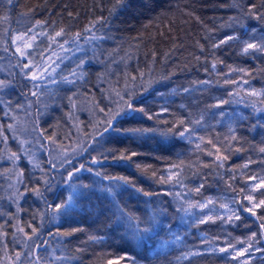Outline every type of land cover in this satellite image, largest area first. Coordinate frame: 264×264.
<instances>
[{"label":"trees","instance_id":"obj_1","mask_svg":"<svg viewBox=\"0 0 264 264\" xmlns=\"http://www.w3.org/2000/svg\"><path fill=\"white\" fill-rule=\"evenodd\" d=\"M249 2L250 0H125V4L121 6L117 0H14L15 6L8 11V20L0 23V68L4 61L5 66H10L9 80L13 81V87L0 93V98L11 100L14 104L17 100L30 96L27 95L30 92V82L18 75L19 69L14 67V47H9L7 52L3 51V48L11 44L12 36L34 29L32 34L36 39L33 41V48L29 49L33 53L32 59L41 61L43 55L47 63L56 61L59 67L53 73L57 83L48 84L45 89L50 91L47 101L42 104L44 108L38 116L36 105H29L30 112L32 111L29 118L32 123L38 119L39 129L46 130V136L53 134L57 144L51 148L57 149L56 154L65 150L71 152L74 148L78 150L81 145H91L92 141L87 139V135L93 133L94 127L104 119L105 114L100 109L115 107L117 92L121 95L133 92L137 106H142L149 112H159L161 107H168L173 115L165 114L161 121L147 120L139 113L134 119L126 121L124 127H151L158 131L156 134L118 138L105 144V148L115 147L121 151L135 152L137 155L132 157L131 161H121L118 165L109 159L101 170L109 175L125 177L130 182L121 183L116 189L119 202L130 211L143 216L145 210L152 211L161 207L167 210V215L160 217L163 231L160 232L156 243L162 237L168 236L169 228L181 230L184 240L178 244H167L163 248H157L156 243L150 242L146 251L140 248L133 250V247L122 239L123 229L114 228L109 210L110 200L106 194L99 191L91 192L88 198L76 196L74 206L68 209L66 214L54 215L45 200L48 203L59 202L56 200L57 195L63 193L66 196L70 191L66 185L60 183L59 176L56 177L59 187L52 192H45L44 199L31 191L25 193L18 200L20 211L15 213L9 184H16V177L10 175L13 171L10 168L12 162L4 155L0 158V225H3L7 236L0 242V254L4 255L5 264H12L10 258L14 259V254L23 249L19 241H14L10 224L5 223L10 214L14 215L11 224L19 222L21 226H25L27 232L31 231L26 227L28 223L39 227L44 239H49V231L55 233L57 229L60 232L81 229L71 236L52 239L47 252L41 250L42 255L46 256V264L53 255L68 256L70 260L53 261L52 264H109V260L124 254L125 251L132 255L139 253L138 259L146 257L142 259V264H189L188 261H177V257H180L183 249L189 245H202L203 240L197 235L198 231H203L207 236L228 234L231 237L259 231L255 217L246 212H241V219L233 223H223L217 219L215 223L198 225L191 221L187 227L176 226V205L167 191V184H160L157 179L161 174L166 175V166L173 164L180 167L182 177L191 185V189L203 183L200 193L193 192L192 197H218L221 193L236 197L240 188L245 187L248 175L264 173V153L259 151V148L264 147V113L253 111V98L245 91H250L247 86L257 91L264 90V56L257 59L242 55L240 44L234 41L217 49L212 48L214 42L228 35L235 33L243 37L250 28H264V23L249 18L243 19L244 28L235 24L229 26V18L240 15L239 9L232 5L237 3L246 6ZM253 2L259 5L260 0ZM3 11L0 10V15H3ZM69 13L72 15L69 16ZM37 22H41L40 26H37ZM93 24L96 36L111 38L92 43H86L82 39L79 41L81 50L77 51L70 44L65 46L71 48L68 52L58 48L48 38L54 36L61 28L66 30L68 37L76 33L87 36L85 29ZM5 29L10 31L6 33ZM64 38L67 37L57 39ZM94 50L97 53L103 51L107 68L92 59ZM50 54L51 59L47 60ZM80 58L88 61L84 65V79L78 80L76 85L63 83L61 78L68 76L80 62ZM214 60L217 62L216 72L211 71ZM206 68L209 72L205 71ZM230 68L245 70L232 72L231 76L227 77L230 80L248 81L247 84H242L239 96L230 97V93L237 90L236 85L225 83L224 74L228 73ZM5 72H0V79ZM204 79L213 83L196 85V82ZM170 88L171 97L162 99L159 92H162V95L168 94L166 89ZM184 88L194 90L185 93ZM70 96L72 102L68 99ZM218 99H230L231 102L221 108H210L209 106L215 104ZM181 105L185 108H181ZM70 107L75 110L74 132L69 117ZM229 110L236 111V114L227 119ZM189 112L204 113L205 124L203 128L198 129V133L212 139L220 149V154L227 157L223 167H217L214 163L215 148L212 145L205 142L201 145L203 150L198 151L195 143L180 140L179 137L165 138L159 134V130L168 127L162 120L171 121L173 116H186ZM221 112L224 113L223 116L219 115ZM19 118L24 121L25 117ZM0 123L7 125L11 121L0 113ZM27 123H30L28 117ZM230 127L235 130L238 140H231ZM19 132L21 133L20 127ZM5 134L9 139L7 145L0 144V149L4 145V148L17 152L20 145L17 140L12 139L14 133ZM209 151L214 155L209 156ZM32 153L35 154L36 160L45 165L50 158L49 153L40 148ZM91 154L97 155L96 152ZM87 159L88 154L83 153L77 162ZM246 163L249 167L242 169ZM17 164L16 171L24 173V184L29 188L35 186V178L39 176L40 171L33 168L23 156ZM153 172L156 173L155 176ZM233 174L237 177L235 181L229 179ZM93 182H97V186L110 183L101 181L99 177L87 172L81 173V180L78 181L84 184ZM230 183L234 185L235 191L229 188ZM132 185H135V188ZM19 188L23 191V185H19ZM136 188L154 195L144 196L142 192L136 191ZM90 236L104 239L99 242L92 241ZM256 245L260 251L250 257L249 264H264V239ZM198 251L202 252V255L193 257L191 264H236L230 257L219 252L205 249Z\"/></svg>","mask_w":264,"mask_h":264},{"label":"snow or ice","instance_id":"obj_2","mask_svg":"<svg viewBox=\"0 0 264 264\" xmlns=\"http://www.w3.org/2000/svg\"><path fill=\"white\" fill-rule=\"evenodd\" d=\"M117 3L123 6L125 0H117ZM14 0H0V10L3 11V15H0V23L6 22L9 18L8 11L14 7ZM232 7L239 9L240 15L236 17L229 18V26L235 24L239 25L241 28H244L243 24L244 18L255 19L264 23V0H260L259 5L253 0L244 6L243 4L234 3ZM72 14L69 13V16ZM41 22H37V26H40ZM10 29H5V32H9ZM87 36L82 35L81 33H76L74 36L68 37V33L65 29L61 28L59 31H56L54 36H49V40L56 44V46L62 49L65 52L71 50L66 45H72L77 51L81 50L82 46L79 43L82 39L86 43H92L95 41H103L104 39H110L109 36H96L95 24L91 25L89 28L85 29ZM34 29H29L28 31L17 34L11 37V44L5 46L3 51H9V47H14L12 55L16 57L15 68L19 69L18 75L28 80L31 84L30 92L27 95L36 97V103L40 102L41 95L44 94L45 89L48 84L57 83L56 79L53 77L56 68L59 67V64L56 61L47 63L45 58L42 55L41 61H34L32 59L33 53L29 49L33 48V41L36 39L34 34ZM67 37L62 40L57 38ZM238 42L240 44V52L245 56H252L259 59L264 56V28L257 29L255 27L248 29L245 36L238 34H232L226 36L224 39L214 42L212 44L213 49H217L222 45L229 44V42ZM7 45V41L4 42ZM98 47V45H97ZM202 47V46H201ZM203 50V49H202ZM214 55V54H213ZM51 59V54L47 57V60ZM58 59H62L59 58ZM98 63L104 64L107 68V63L104 58V53L101 51L97 53L93 51V57ZM88 61L85 58H80V62L76 64L73 70L61 78L62 82L68 85H76L78 80L84 79L85 71L84 65ZM222 63V61H220ZM206 72H209V69H205ZM211 71H217V62L214 60L211 64ZM240 71L244 72L243 69H231L228 73L224 74L225 83H231L236 85V89L232 95L239 96V89L242 87V84H247V80L237 81L230 80L227 77L231 76L232 72ZM219 75V73H217ZM247 74V73H245ZM213 81L203 80L196 82L197 86L210 85ZM13 87L12 80L0 79V93H3L6 89ZM194 89L184 88L185 93H189ZM247 95L252 97L251 107L254 112L264 113V90L257 91L255 89L245 90ZM118 99L114 101L115 107L101 108L100 111L105 114L104 119L94 127V132L87 135V139L91 140V145H81L79 149H72L71 152L62 151L53 156L52 153L55 149L51 148L50 145L57 144V140L52 136H46V130L39 129L38 119L32 123V132L36 133L33 137V141L27 139H21L16 133L19 132L18 125L20 124L19 117L16 113L22 108L23 104L17 103L13 107V102L11 100H3L0 98V113L3 117L8 118L11 123L7 125L0 123V144L7 145L8 136L6 132H12L13 140H17L20 148L17 152H12L7 147L0 149V153L7 156V159L12 162L13 171L10 175H15L16 184H9V188L12 189L10 198L13 199V202L18 204V200L25 195V193L31 191L37 197L44 199L45 192H52L55 188L59 187V183H56V177H60V183H63L70 189L68 194L64 196L63 193L57 195L56 200L59 202H52L47 204L48 209L54 215L66 214L68 209H71L75 204V197L80 196L83 198H88L90 193L93 191H99L106 194V197L109 198L114 228L116 230L123 229L124 239L130 246L135 248H140L147 250L148 244L151 242L156 243L157 239L160 236V232L163 231L161 225V216L167 215V210L163 207L159 209H153L152 211L145 210L143 216L138 215L136 212L130 211L127 206L122 205L118 200L117 188L120 187L121 183L129 184L130 182L122 176L109 175L107 172L102 171L104 164L111 159L112 162L119 164L121 161H131L132 157L136 156L135 152H128L127 150L121 151L119 148H105V144L112 143L118 138L127 139L129 136H144L147 134H156L158 129L151 127H141V128H128L124 127L126 121L134 119L137 113L146 117L147 120H156L161 121V118L165 114L173 115L170 112V109L166 106L161 107L159 112H149L146 111L144 107L137 106V102L134 100L133 92H126L124 95H121L119 92L116 93ZM127 96V99H125ZM69 101L72 102V97H68ZM231 100L218 99L217 102L213 105H210V108H221L223 105L230 103ZM33 102L29 101V105ZM185 108L184 105L180 106ZM132 114L131 116L129 114ZM219 115L223 116L224 113L221 112ZM243 119V117H241ZM162 123L167 124L168 127L163 130H159V134L162 137L168 138L179 137L180 140H187L189 143H195V148L198 151H202V144L212 145L215 148V161L217 167H223V162L227 159L226 156L220 154V149L216 147L213 143V140L206 138L203 135H199L198 129L204 127V113H192L189 112L186 116L176 117L173 116L171 121L167 119L162 120ZM255 127V125H253ZM231 140L236 141L238 137L235 135V130L230 127ZM99 137V139H97ZM48 143L45 144L44 141ZM35 143L39 145V148L42 151H47L50 158L46 161V166H42V162L35 159V154L31 152L30 148H25V144ZM99 146V147H97ZM90 149V151H89ZM99 149H103L100 151ZM240 149H237L239 151ZM261 153H264V147L259 148ZM96 152L97 155L93 156L91 153ZM83 153H87L89 159L84 160L83 162H77L81 158ZM209 156L214 155L213 152L209 151L207 153ZM25 158L33 166V168L38 169L41 173L40 176L35 178L36 185L29 188L28 185L24 184V173L22 171H16L18 164L17 162L21 158ZM0 158H3L0 155ZM251 162V161H250ZM99 166V167H97ZM140 167V165H137ZM249 164L246 163L242 166V169H247ZM173 169L168 170L167 174H161L157 177L160 184H169L173 186L179 185L181 188L186 186L183 184L182 180V170L179 166L174 165ZM87 172L96 177H99L101 181H109L110 183L103 186H97V182L92 184L78 183L81 180V173ZM156 173L153 172V176ZM236 175L233 174L229 177L230 180L235 181ZM85 179H87L85 177ZM18 185H23V191L20 190ZM229 188H232L235 191L234 185L229 184ZM135 188V185H132ZM203 187V183L192 189H187L186 192H177L175 193V198L178 199L180 207L176 209L177 212H183L185 214H191V209L198 208L201 210V214L196 217L195 222L199 224L215 223L217 219L221 220L223 223H233L236 220H240L241 212L249 213L252 217H255V221L258 222V232H253L251 235L245 237L244 239H236V242L225 241L223 247L218 249L213 247L212 252L219 251L220 253H225L226 257H230L232 261H235L236 264H249L250 257L253 251H260V249L255 248V245L260 243L261 239H264V175H248L245 182V187L240 188L237 196L234 197L229 203L220 204L219 208L222 209V212L217 211L216 201L212 198H206L201 201H196L193 203L191 200L187 199V196L191 193H200V189ZM136 191L142 192L144 196H152L154 193L145 192L143 189L136 188ZM146 203H151L146 201ZM231 205H235L232 207ZM20 211L19 206H17V213ZM14 218L13 214L9 215V220L5 223L10 224L12 228L15 229V232L12 233L14 241H19L23 245V249L14 254V259H12V264H46V256L42 255L41 250L43 249L46 253L50 242L52 239L57 237H67L71 236L74 232L80 231L81 229H72L71 231L60 232L59 229L55 233L52 231L48 232L49 239L42 238V233L39 227L32 226L30 223L26 224V227L31 229L30 232L25 231V226H21L19 222L16 224H11V219ZM159 228V230H158ZM171 231V228H169ZM19 234V235H18ZM7 236V232L3 231V225H0V242L4 240ZM92 241H102L104 237L90 236ZM180 237L176 236L175 241L179 242ZM219 237H216L214 240L209 241L207 237L202 243H214L215 240H218ZM168 241H163L160 244V247H166ZM240 245V247H237ZM6 246V245H5ZM137 255H132L130 252L125 251L122 255H116L114 259L109 260V264H142V259L146 257L137 258ZM202 255V252L197 250L185 251L180 257H177V261H188L191 264V259L195 256ZM70 260L68 256H57L53 255L50 260H47V264H52L53 261L63 262Z\"/></svg>","mask_w":264,"mask_h":264},{"label":"rangeland","instance_id":"obj_3","mask_svg":"<svg viewBox=\"0 0 264 264\" xmlns=\"http://www.w3.org/2000/svg\"><path fill=\"white\" fill-rule=\"evenodd\" d=\"M1 61H3V60H1ZM5 63L6 62L4 61V65L0 68V72L1 71H6L2 79L9 80V76H10V66H8V67L5 66ZM29 88L31 89V86ZM29 88H28V91H29ZM247 88H249L250 90L253 89L251 86H247ZM166 90L168 91V94L167 93H163V95H162L161 94L162 92H159L160 95H161V98L164 99V100H167L169 97H171V88L170 89H166ZM49 91H50V89H47V90L44 91V94L41 95L40 102L38 104L36 103V97H32V96H26L24 99L17 100V102H15L13 104V107H15L17 103H20V104H23L24 105V108L20 109L18 111V113H16L18 115V117H25L24 118V121H23L22 118H19L20 124L18 125V127H20V131H21L22 134L20 132L16 133V135H21V136H19L21 139H27L29 141H33V137L36 135V133L32 132V122L30 121V118H29V116H32V111L30 112V109L31 108L29 109V101H32L33 102L32 103V106L36 105V107H37L36 114L39 116L40 111L44 108V107H42V104L45 102V100L47 101V97L49 95ZM24 100H25V102H24ZM25 105H27L28 107H25ZM69 110H71V115H69V117H70V119L72 121V124H73L72 125V129H73V132H74V131H76V127L74 129V118H73V114L75 113V110L72 109V107H70ZM69 114H70V112H69ZM233 114H236V111L229 110L227 112V119L230 118ZM27 117H28L29 122L31 124L30 123H27ZM1 120H3V119H1ZM51 135L54 138L53 134H51ZM47 143L48 142L45 140V144H47ZM3 146H2V149L4 148ZM51 146L52 145H50V147ZM25 148H30L31 149V152H36V149H37V151H39V146L36 145L34 142L32 144H26ZM55 151L57 152V149H55ZM55 151L53 152V155L54 156L57 155L55 153ZM1 155L4 156V154H2V153H1ZM9 165L10 164H8V166ZM42 166H46V165L42 162ZM173 166H174L173 164H170V165H168V166L165 167L166 174H167L168 170H170V169L174 170L173 169ZM10 168L12 170V164H11V167ZM11 170H9V171H11ZM258 175H264V173L258 174ZM39 176H40V173H39ZM182 180H183V184L186 186L185 188H181L179 185L173 186L171 183L167 184V187H166L167 188V191L169 192L172 200L174 201V203L176 205V208H179L180 207V203L181 202L178 199L175 198V193H177V192H186L187 189H191V185L190 184H187L186 183V180L183 177H182ZM8 182H9V179H8ZM18 187H19V185H18ZM20 190H22V188H20ZM11 191H12V189H11ZM206 198H212L214 201H216L217 211L218 212H222L223 210L219 208V205L220 204L229 203L234 198V196H232V195H230L228 193H221L218 197H214V195H209V196H202V197H199V198H195L194 196L192 197L191 194L187 196V199L191 200L193 203H195L196 201H201V200L206 199ZM11 203L14 204L13 205V208H14V212L16 213L17 212V203L16 202H13V200H12ZM231 206L232 207H235V205H231ZM190 211H191V214H185L183 212H177V221H176L177 224H176V226H178V225H180V226L185 225L187 227L188 224H189V222L195 221L196 220V217L201 214V210L198 209V208L191 209ZM38 212L39 211H36V213H38ZM12 224H16V223H12ZM6 225H8V224L6 223ZM12 229H13V232H15V229L14 228H12ZM197 235L200 236L203 241L205 240V237H207L209 241L214 240L216 237H219V239L218 240H215L214 243L204 242V243H202V245L200 247L199 246L189 245V246L185 247V249H183V253L185 251H188L189 249H191V250H197V251L198 250H203V249H205V250H211L213 247H215V248L218 249L219 247H223L225 245V241H231V242L235 243L237 238L244 239L245 237H247V236H249L251 234L245 235V236H240V237H231L228 234L227 235H222V236H219V235H211V236L208 235L207 236V235L204 234L203 231H198L197 232ZM176 236H179L181 238L180 241L183 239L182 231L181 230L178 231L177 229L173 228L168 233V236L167 237H162L161 239L158 240V242L156 243V247L157 248L158 247L160 248V244L163 241H168L169 242L168 243V246L170 244H172V243L178 244V242H173V241H175V237ZM16 243H18V241H16ZM237 247H240V245H237ZM255 248H257V245H255ZM216 252H219V251H216ZM220 254L226 256L225 253H220ZM254 254H256V251H253L252 252V255H254ZM0 264H5V257H4L3 254H0Z\"/></svg>","mask_w":264,"mask_h":264}]
</instances>
